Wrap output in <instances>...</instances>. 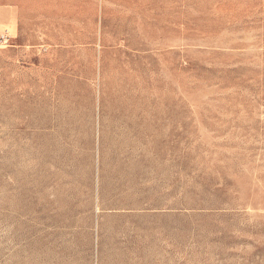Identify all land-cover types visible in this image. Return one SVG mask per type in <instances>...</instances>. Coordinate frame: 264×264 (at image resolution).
<instances>
[{
    "label": "rangeland",
    "instance_id": "obj_1",
    "mask_svg": "<svg viewBox=\"0 0 264 264\" xmlns=\"http://www.w3.org/2000/svg\"><path fill=\"white\" fill-rule=\"evenodd\" d=\"M0 264H264V0H0Z\"/></svg>",
    "mask_w": 264,
    "mask_h": 264
}]
</instances>
